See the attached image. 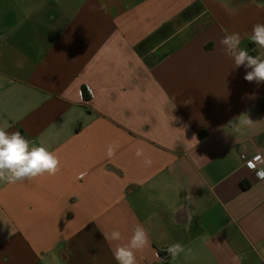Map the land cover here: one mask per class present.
I'll use <instances>...</instances> for the list:
<instances>
[{
  "label": "crops",
  "instance_id": "0c3cea01",
  "mask_svg": "<svg viewBox=\"0 0 264 264\" xmlns=\"http://www.w3.org/2000/svg\"><path fill=\"white\" fill-rule=\"evenodd\" d=\"M258 23L264 0H0V127L60 161L0 182V264H117L137 224V264H264V180L241 158L264 152V84L219 43L264 58Z\"/></svg>",
  "mask_w": 264,
  "mask_h": 264
},
{
  "label": "clouds",
  "instance_id": "9594fccd",
  "mask_svg": "<svg viewBox=\"0 0 264 264\" xmlns=\"http://www.w3.org/2000/svg\"><path fill=\"white\" fill-rule=\"evenodd\" d=\"M251 42L260 49H264V24L253 26L250 36ZM222 50L234 62L236 68L243 66L246 70L244 79L257 85L264 84V58L253 56L247 50L240 47L241 37L238 33L226 34L220 41ZM239 125L251 126L252 119L238 118ZM239 131V128H237ZM113 149L110 147L108 155L112 156ZM137 155H142L138 150ZM249 162V167L256 171L257 177L264 180V168L257 170L255 161ZM146 165L151 164V159H146ZM60 169V161L53 151H50L43 143L32 144L20 132H8L5 127H0V182L15 184L25 180H33L44 174L55 175ZM109 245L113 241L121 239V233L113 230L110 234L103 233ZM149 243L148 233L145 228L137 224L128 244L117 245L112 248V253L117 264H137L136 251L142 250ZM167 252L172 260L179 258L185 251L183 245L174 243L162 249Z\"/></svg>",
  "mask_w": 264,
  "mask_h": 264
},
{
  "label": "built area",
  "instance_id": "2783aa9c",
  "mask_svg": "<svg viewBox=\"0 0 264 264\" xmlns=\"http://www.w3.org/2000/svg\"><path fill=\"white\" fill-rule=\"evenodd\" d=\"M256 157L257 160L254 162L256 165L257 170L264 168V152H256L253 155H248L245 152L241 153V158L244 161V163L249 167V162L253 161V158ZM250 168V167H249ZM251 170L256 174V171H254L252 168Z\"/></svg>",
  "mask_w": 264,
  "mask_h": 264
}]
</instances>
